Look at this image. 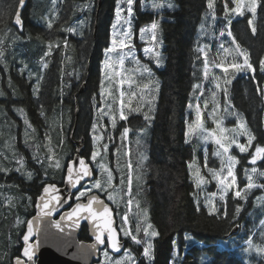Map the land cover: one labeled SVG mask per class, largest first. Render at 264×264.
<instances>
[{
    "label": "trees",
    "instance_id": "obj_1",
    "mask_svg": "<svg viewBox=\"0 0 264 264\" xmlns=\"http://www.w3.org/2000/svg\"><path fill=\"white\" fill-rule=\"evenodd\" d=\"M95 1L97 4L98 0ZM14 2L15 0H0V15L3 14L9 4H14ZM83 2L84 0L61 1L60 8L58 7L56 15L52 17L54 20L56 17L54 26L48 32L35 24V20H42V17L40 14H37L34 18L31 15L33 0H29L28 6L23 13L24 32H18L12 18L6 17L4 22L0 23V36L4 35V29H11L7 33L8 38L6 41L12 40L13 35L21 37L32 36L30 41L20 39V41H24L23 54L28 58L33 56L34 46L39 51L34 53V56H44V52L47 50L45 41L50 40V38L61 41L67 38L69 43H75L76 45V47L74 46L73 58L69 61H67L66 55L68 52L65 53V49L54 47L51 55L53 59L52 66L45 73L41 88L35 95L31 91H33L36 75H33V79L29 81L26 72L23 75L15 73L19 69L14 65L9 73L13 78V85L9 81V74L6 72L7 69H10V57H5L4 61H0V76L3 78L2 88L6 99L0 101V104H2V107H0V125L2 124L12 130L13 126L11 124L13 122L11 118L16 111V107L13 105L25 103L24 105L27 106L35 123L41 121L40 112L41 109L43 110L44 118H46L50 128L48 131L60 132L57 127L58 119L62 115L70 124V126L68 125V135L72 132L76 121L79 126H84L85 131L87 130L89 119L82 113L79 118H75L76 103L73 98L74 93L70 92L71 90L68 91L67 86H72L75 90H79L86 79L87 73H89L88 93L96 90L100 85L102 61L104 52L111 43V25L115 20L114 8L117 0H105L99 14H97V8L93 12H88V17L92 20L91 28L87 30L84 38L79 40L73 35L60 31V28L72 26L81 17V12H77L75 9L77 5H82ZM141 2L150 5L152 0H137L133 42L138 48H141L142 45L138 38L139 29L150 23L156 15L150 7L143 10L140 9L139 5ZM176 2L178 9L174 12L164 11L167 17H164L162 21V39L165 43L166 67L159 74L164 90L160 115L154 126L150 147L149 169L151 175L149 181L151 189L148 191V199L151 205L152 220L160 232V237L154 245V264H171L172 259H174L172 242L176 237H179L182 264H202V262L203 264H213V262L214 264H259L257 262L254 263L253 259L250 261L246 260L247 258L243 254V249L245 248L239 249L235 245H229V243H227L225 248L218 246L220 243H225L224 237L228 235L231 227L238 222L236 221L235 224L229 223L233 215L232 210L228 211V220H218L208 215L207 210L204 208L198 207L199 205L196 202L198 199L197 189L193 183L190 169L187 166V162L190 161L193 155L191 143L185 142L187 139L188 120H191V117L188 116L187 106L191 102H193V105L195 104L194 85L200 83L203 79V56L199 54L200 59H196L198 55L196 48L208 44L210 46L209 60L212 61V50L219 43L217 36L220 29L224 28L226 24L223 19L222 4L220 0H217L216 21L214 24L212 22L211 25L215 31L214 37L205 38L204 34L201 33L200 26L204 22V16L207 12V0H176ZM248 18H250V14H246L243 18L234 17L231 30L236 42L249 53L251 62L256 68V79H252L251 76L250 80H246L242 74H238L230 86L231 101H234L236 112L245 118L252 133L258 136V143L263 146L264 98L257 91L256 84L258 82L262 83L263 78V74L259 70V62L264 59V0H261V7L257 9V18L254 21V25L257 28L255 34L251 33V27L247 24ZM209 20L211 21V19ZM207 24L208 22L205 23V26ZM95 25L98 27L96 36L94 34ZM237 25L243 28V33L237 28ZM197 41H199V45ZM93 46L95 47L94 50ZM5 61L7 67H5ZM66 63L68 64L67 67H65ZM66 84L67 86L64 87ZM246 92L250 93L251 102L246 100ZM198 94L197 92L196 95ZM65 97L66 102L62 103V98L65 99ZM5 102L13 108H8V106L3 104ZM253 116L255 121L252 120ZM67 139L70 148L74 150L70 136H67ZM11 144L15 147L14 141ZM73 150L70 152L71 157ZM247 157L244 156L242 158L244 161L238 166L240 176L244 173ZM123 161L125 162L126 160L123 158ZM125 179H127L126 175ZM53 183L56 182L53 180ZM243 183L244 181H242ZM122 191L124 196H126V184L122 187ZM261 192L258 190L254 193L259 195ZM107 195V193H104L103 197L106 198ZM232 197L233 195L231 194L229 198ZM234 204L236 205L238 202H234ZM0 205H2L1 199ZM4 211L0 207V216L2 217L0 218V252H3L6 247H10L12 252L13 243L8 245L9 238L7 233L9 224L5 221ZM8 219L10 220L11 218L8 217ZM246 220H248L247 230L251 231L252 229H257V224L261 221V217L256 216L252 212L246 215ZM245 229L240 234L241 242L249 239L248 235H244ZM186 235L194 237L195 242L190 247L185 240Z\"/></svg>",
    "mask_w": 264,
    "mask_h": 264
},
{
    "label": "snow or ice",
    "instance_id": "obj_2",
    "mask_svg": "<svg viewBox=\"0 0 264 264\" xmlns=\"http://www.w3.org/2000/svg\"><path fill=\"white\" fill-rule=\"evenodd\" d=\"M223 9V19L226 21L223 30L219 31L220 37H232V45L234 47H226L224 42L219 44V49L223 51V56L216 62L213 59L211 62L209 60V50L210 46L205 44L203 47H197L196 52L198 53L196 59H200V55L203 56V79L200 83L194 85L193 93L195 104H189L187 107L192 110L194 109L195 118L192 122L188 124L186 135L190 138L197 131L199 136L197 137L204 144L209 142L216 146L214 156L219 159V170L215 168H208V172L211 179L217 184V191L213 192L211 195L215 197L219 193V200L222 202L221 207L224 208L220 211L216 204L212 202L211 199L206 198L205 207L208 208V215L215 217L218 220H228V212L226 209L227 197L231 192L234 199L246 202L249 195H251L253 190L264 189V183L258 182L254 179V176L264 178V171L258 170L255 165L257 161H264V146L256 141V136L248 129L243 117L234 111H229L232 107L231 102L228 101L227 106L224 108V112L228 116H235L238 124L232 128L223 127V119H216V114L220 110V102L216 99L220 92L224 93L225 99L228 98L229 88L238 74L241 73H252V79L255 80L256 68L253 66L250 55L246 49H242L241 45L236 42L233 36L231 25L234 17H245L246 14H250V18L247 19V24L251 27V33L255 34L257 31L254 21L257 18V9L261 7V0H220ZM216 3L217 0H207V12L204 16V22L201 23V33L204 35H211L207 29H205V23L209 19L213 22L216 21ZM25 0H15L14 4H9L4 10L3 14L0 15V23H3L5 18H12L14 25L17 27L18 32L23 31V21L20 15V10L23 9ZM52 7L55 10L56 0H52ZM93 7L91 0L83 5H77V12L90 11ZM140 9L151 8L152 12L155 13L153 20L145 26L139 29L138 38L141 42L146 44L143 47V55L147 57L150 61L155 64V67H164V58L160 49L163 46L162 39V21L164 11H175L176 5L173 0H152L151 4H146L141 2L139 5ZM137 10V0H117L114 8V18L115 23L111 25V43L112 46L106 50L104 59V75L103 79L99 85V95L101 97L104 107L97 109L99 117L107 116L111 122V128L116 129L119 121H128L129 115L132 114H142L143 120L146 122L145 127L151 125V122L155 119L154 106L156 104L157 96L159 92V80L156 78L152 67L146 63L142 64L137 58L135 45L133 44L134 39V21L136 19ZM46 19L47 29H52L55 20L52 18L51 13ZM85 21H80L74 26L61 27L60 31H64L69 35L82 36L83 27ZM4 35L0 36V61H4L5 58V48L3 47L5 40L8 38L7 33L11 29H4ZM22 39L19 35H13L12 41ZM199 45V41H197ZM55 48L67 49L70 47L67 38L61 40H53L50 38L46 45V51L44 52V57L52 55ZM123 49H128L124 52ZM231 56V60L227 57ZM67 59H71L68 57ZM125 60H130L136 67L132 69V72L137 73L142 79L137 82L134 77L129 74L127 77L123 75L126 71L124 69ZM42 69H47L49 67V62L42 58L39 62ZM5 67H7L5 61ZM27 65L21 68V75L24 74ZM219 68L223 75L215 74L212 69ZM259 70L264 74V60L259 62ZM33 72L29 71L27 79L31 81L33 79ZM195 75V73H194ZM36 83L33 87V94H37L41 88V81L43 80V75L36 74ZM211 80L213 85V90L211 91V102L214 107L210 115L213 117V122L216 124V129L209 131L204 126L203 109H208L209 100L205 98L204 101L200 100L205 94L204 83ZM125 84L128 88L125 89ZM133 85L139 91L133 90ZM257 91L260 93L261 97L264 98V83L256 84ZM199 93L196 95V93ZM0 95H3L0 92ZM137 97L139 99L137 100ZM109 100L111 103H109ZM133 101H137L133 104ZM145 107L147 110H145ZM21 115H23V110H19ZM41 116H44V112L41 109ZM24 124L27 127H31L28 121L25 120ZM99 127L97 124H93L91 128L92 141L96 145L94 151L90 154V160L95 162V173L93 168L86 163L84 158L79 155L74 157L69 166L66 169L67 173V183L70 188L75 189L82 180L87 178L88 186L79 191L78 195H75V206L70 211H65L59 220H50V218L63 207L61 203V197L59 195H52V192H59L60 189L52 183H48L46 187L43 188V195L39 196L40 203L36 205L39 209V214L33 218V220H21L18 216L14 218V223L19 227L23 224L26 227V233L20 237L22 241V249L18 254H13L10 247H6L3 252H0V264H37L38 251L42 246L43 240L41 239V230L37 226L38 223L45 221L46 219L50 221V227H54L59 232H65V228H78L82 221H86L92 226V232L95 236L96 244L90 245V249L93 253L97 251V245H104L106 243L105 236L107 237L108 247L112 250L113 255L109 254V251H103V257L105 264H154L155 261V251L153 240L159 237L160 233L157 231L155 226L148 221L147 213H144L143 219L136 224L135 234L127 227L129 217L128 215L121 216V221L118 225L114 227L116 223L113 219L112 208L102 199L99 195H88L87 201L82 202L89 192L97 190L98 192L108 193L107 200L117 203L114 200L112 193L108 192L109 189L113 188V181L115 179L113 170L110 169L106 163L97 162V157H101L103 160V154H107L109 149V143L100 142L105 139L103 135L99 134ZM130 128L128 126H123L122 131L118 138H114L111 133L108 135L107 140L111 143H116L113 149V158L117 169H120V161L123 157L130 155V152L125 144V141L129 137ZM143 135V133L141 134ZM245 137L246 143H240L238 137ZM25 143L28 142L27 129L25 130ZM186 143H190V139H186ZM63 140L58 141V144H62ZM137 149L140 148L142 141L138 137L135 141ZM233 146L238 149L239 153H248L252 151V155L249 159V163L254 165L250 170L244 169V176L246 178V183L244 187L241 188L238 183V177L236 174V166L239 164V160L233 154H231V149ZM49 159L51 156L55 155L52 147H48ZM205 168L208 167L207 158L208 152L205 148ZM140 155V167H143V160L146 159L142 153ZM33 159L40 164H44L45 161L39 155L34 154ZM17 163L20 167L14 170L18 173L26 175L28 180H31L33 173L22 172L24 167V162L22 159H18ZM188 168L192 170L193 179L195 182L196 189H201L202 185L208 184L210 181L200 174L199 167L194 166V163H189ZM49 167L56 169L61 168V161L57 158L54 163L49 164ZM124 167L128 169V172L122 174L120 177V185L123 187L127 185L126 195L132 196V168L133 164L131 161H125ZM9 169L4 166H0V173L7 175ZM46 171V170H45ZM94 174L98 177L95 180L91 178ZM125 175L127 179H125ZM137 180H141L142 176L140 173L137 174ZM5 184H0V189H4ZM115 190V189H114ZM138 194V193H137ZM71 197V193H69ZM4 201L8 205V211L14 212L19 204L14 202L11 197H4ZM31 202V197L28 198L27 203ZM128 205L132 204V200L127 201ZM27 206V204H25ZM2 207V205H0ZM199 207V206H198ZM243 210V204H236L234 206V211L230 224H235L239 219V214ZM261 214L264 215V207H261ZM261 232L264 235V219L260 221ZM239 227L240 225H236ZM117 228L120 229L118 233ZM124 237H130L133 244L139 246L142 251L139 257L133 256L131 251H124L122 253L123 258H113L116 253H121L125 245L120 239V234ZM142 233V237L141 234ZM70 235V233H69ZM33 236L37 239L33 241ZM139 237V238H138ZM191 237H185V240H190ZM249 248L246 250L251 254L253 251L261 257H264V247H255L252 245V241H247ZM12 241L9 238L8 245H11ZM171 264H182V258L178 250L174 249ZM203 264V262H202ZM214 264V262H213Z\"/></svg>",
    "mask_w": 264,
    "mask_h": 264
},
{
    "label": "flooded vegetation",
    "instance_id": "obj_3",
    "mask_svg": "<svg viewBox=\"0 0 264 264\" xmlns=\"http://www.w3.org/2000/svg\"><path fill=\"white\" fill-rule=\"evenodd\" d=\"M94 2H96V1L94 0ZM94 8H97V14H99L100 10L98 9V2H97V4L95 3ZM93 11H94V9L92 10V12ZM163 14H165V12H163L162 15ZM24 30H25V26H24V22H23V31L22 32H24ZM97 31H98V27L95 25V27H94L95 36L97 34ZM27 36L28 35L23 36L22 39L26 40ZM81 39H83V37H81ZM81 39H79V40H81ZM136 47H138V46H136ZM138 50H140V49L138 48ZM142 57H144V56H142ZM67 66H68V64L66 63L65 67H67ZM154 69L160 78L159 73L163 70L159 71V69H157V67H155ZM241 74L243 75V77L246 80H250L251 76L253 75L252 73H247V74L241 73ZM248 76H249V79H247ZM255 79H256V77H255ZM160 80H161V78H160ZM88 81H89V73H87L86 79H85V81H83L79 90H75L72 86L68 87L67 84L64 85V87L67 86L68 91L71 90L70 92L74 93L73 98L75 99V103H76L75 118L76 119L79 118L80 114L82 113L84 116H87V118L89 119V124H88V128L86 131L84 130V126L83 125L79 126L78 122L76 121L72 132H70V135H68V136H70V138L72 140L74 150L71 149V150H73V154H72V157H71V154L69 155V160H68L66 169H67L70 161L74 158L77 149L83 145L86 146V150H85L83 156L88 159V162L91 163V165L95 169V164L90 160V154L96 148V145L92 141V135L93 134L91 132V128H92L93 124H97L98 126H100L99 127V134L103 135L105 137V139L103 141H101L100 143L101 144L109 143V149H108L107 154L102 153L103 161L104 162L107 161V164H109V166H110L109 168L113 170V174L115 177L114 182H113V189H115V190L119 189L121 191L120 194L122 197L121 202L118 204L113 203L112 201H108V200H107V202L109 204H111V206L113 207V210L115 212V219H116L117 225L121 221V216L126 214L129 217L127 227H129V229L133 232V234H135L136 224L139 223L143 219L144 213H147L148 221L151 222L155 226V224L152 220V216H151L150 201H149V208L145 207V201L149 200L148 199V191L151 189V185H150V181H149L151 173H150V169L148 170V173L144 172V170L148 169V167H149L150 156H151L150 147H151V141L153 138V130H154V126L156 125V123L159 119L160 110H161V106H162L161 100H162V94H163V90H164L162 80H161V90H160V93L158 96L159 100L157 102V105L154 106L155 119L151 122V125L146 128L145 127L146 122L143 120L142 114H132V115H129L128 121H119L116 129L111 128V122L107 116L99 117L97 109L100 107H104V104L100 101L99 86L96 90H92L88 93V91H87ZM84 84L86 85V89L83 93H81V89H82ZM31 92L33 93V91H31ZM61 102L65 103L66 97H65V99L62 98ZM3 104L6 105L7 102H5ZM24 104L25 103H22V104L16 103L13 105L16 107V111L11 118L12 122H13L11 125L13 126V128H12L13 133H14V140L13 141L15 143V147H16L15 150H16L17 157H18V159H22L24 162V167L22 169V172L30 171L33 173V177L31 180H28L26 178V175H23L21 173L16 172L14 169L17 167H20V164H18L17 162H16V164L12 165L13 168L11 171L8 172L7 175H4V173H0L1 174L0 183L6 185V187L4 189H0L1 190L0 199H1V203H2V208L5 210L4 211V218L5 219H7L8 217H12L16 213H18L17 211H19V209L28 208V209H30V213L28 215L27 220H30L36 214V202H37L39 196L42 195L43 188L46 187L48 183L56 184L60 187H63L64 182H65V177H66V169H65L64 174H63V178L60 181L54 180L56 183H53V179H51L48 176L49 171L48 170L45 171V169H44L45 166L39 165V163H37L33 159L34 154H37L40 157H43V159H46L49 156L48 147H51V145L47 141V136L49 135L48 130H50V128H49V126L46 122V118H44V116L40 117L41 118L40 122L35 123L30 116V113L28 111L27 106ZM7 106H8V108H11V109L13 108L10 106V104L9 105L7 104ZM20 109L23 110V115H21V113L19 111ZM77 110H78V116H76ZM145 110H147L146 107H145ZM25 120H27L28 124L31 125L30 128L24 124ZM123 126H128L130 128L129 137L125 141V144H126L128 150L130 152V155H129V157H123V158L127 161H131L133 164V168L131 170L132 171V180H133L132 196L131 197H129L128 195L124 196L123 191H122V186L120 185V177L122 174H125V169H127L124 167L125 162L123 161V158H122L120 161V169H117L114 158H113V149L115 148L116 143H118L119 141H118V139H116V143H111L107 140V137L110 133L114 138H118L120 132L122 131ZM70 128L72 129V127H70ZM26 129H27V135H28V142L27 143H25V141H24ZM149 129L151 130V133H150L151 136L149 139H147V137H145V135L147 134ZM84 131L86 132V135H85ZM142 133H143V135H141ZM255 136L257 139L254 142V145L256 143H258V140H259L258 136L257 135H255ZM33 137L35 139H33ZM138 137L142 141V144H141L139 149H137V145L135 143V141ZM263 139H264V137H263ZM36 140H38V142H39V145H40L39 147L36 146V143H37ZM147 142H149L148 151L146 150ZM190 143H191V147L193 148V152H192L193 155H192V158L190 159V161L187 162L188 164L192 163L196 157V154H198L196 147L194 146L196 144L192 143V142H190ZM199 143L202 146H204V148H206V146L208 145V144L203 145L201 142H199ZM192 144H194V145H192ZM147 152H148V154H147ZM140 153H142L144 156H146V159L143 160V167L142 168L140 167V155H139ZM246 156H248L246 158V160H247L250 157L249 152ZM44 161H45L44 164L46 165V160H44ZM200 161L203 163V160H198L195 163V166L199 167V169L202 170V168L199 164ZM245 167H246V165H245ZM127 172H128V169L126 170V173ZM138 173H140L142 176V179L139 181L136 178ZM240 177H242V176H240ZM97 178L98 177L96 176V179ZM244 182H246V181H244ZM241 184H240L241 188L244 187V185H243L244 183L242 185ZM87 186H88V184H86L82 190H84ZM216 186H217V184H215V183L212 184V188L209 191V193H210L209 196L211 198H214L213 203L216 204L217 208H219L221 211H223L224 208L221 207L222 202L219 200V197H217V195L219 196V194L217 193V195L215 197H212V195H211L213 192L217 191ZM205 192L207 193L208 189H206ZM78 193L76 195H78ZM196 194H197V192H196ZM231 194H232L231 192L228 194L226 209H227V212L229 210H232V213H233L234 206H235L234 202H238V204H243V210L240 212L239 219L237 220V222H238L237 224L240 226L238 227L239 228L238 231L234 233V229L237 227L236 226L237 224L233 225L231 227V229L229 230L228 235H226L224 237L225 243L224 244L220 243V244H218V246H223V248H225L227 243H229V245H235L237 248L240 249V248H244L246 246L247 241H249L250 239L252 240V238L254 237V235L257 231V229H255L254 230L255 232L252 235V234H250V231L247 230L248 220H246V215L248 213H252V212L255 213L256 206L260 202L259 197H258L260 194L257 195L254 193V196H253V193H252L251 195L248 196L246 202L236 200V199H234V197L229 198ZM207 195H208V193H207ZM255 195H257V196H255ZM8 196L13 198L14 202L19 204V207H17L14 212L8 211V205L4 201V197H8ZM29 197H31V202L27 203ZM106 199H107V197H106ZM129 199L132 200L131 205L127 204V201ZM74 200H75V197H74ZM82 200H86V197L82 198ZM257 200H258V202H256ZM76 202L77 201H75V203ZM197 203L201 209L204 208L208 212V208L205 207V201L200 200L198 198ZM25 204H27V206H25ZM68 210L69 209L64 210L62 212V214ZM256 216H257V214H256ZM155 228H156V226H155ZM243 229H245L244 235H248L249 239L247 241L243 240L241 242L240 234L242 233ZM117 231L119 233L120 229L117 228ZM157 231H159V230L157 229ZM25 233H26V227L24 226V228L20 234L16 235L15 237L13 236V239H12V241H13L12 253L13 254H18L21 251L22 241H20V237H22ZM140 235L142 237V233ZM159 237H160V235H159ZM159 237H157L153 240L154 245H155L156 240ZM120 239L122 240V242L125 245L123 252L124 251H131L133 256L139 257V254L142 251V249L139 246H136L135 244H133L130 237H124L123 234L121 233ZM105 241H106V243L99 250L97 258L93 259L92 264H105V260L103 257V251H109V254L113 255L112 250L108 247L106 236H105ZM177 241H179V237H176L175 240L172 242L173 251H174V249H176V242ZM78 242H80V243L85 242L87 244H93L95 242L91 238L90 229H89V226L87 224H83L81 226V230H80V233L78 236ZM238 243H239V245H238ZM122 253L121 254H115L113 256V258L114 259L115 258L122 259L123 258Z\"/></svg>",
    "mask_w": 264,
    "mask_h": 264
},
{
    "label": "rangeland",
    "instance_id": "obj_4",
    "mask_svg": "<svg viewBox=\"0 0 264 264\" xmlns=\"http://www.w3.org/2000/svg\"><path fill=\"white\" fill-rule=\"evenodd\" d=\"M61 1H64V0H56V7H55V10H53L52 0H33V7H32V11H31V15L33 16V18H34V16H37V14H40L41 17H42V20H35L34 19L35 22H36L35 24L38 27L43 28V30L46 31V32L51 31V29H47V27H46V19L45 18L49 16V13H51L52 17L56 15V12L58 11V7L60 8ZM87 2H88V0H84L82 5L87 3ZM91 2L93 4V7H92V9L90 11L95 9L94 8V5H95L94 0H91ZM173 3L176 5V9H175V11H176L178 9V4H177L176 0H173ZM171 12H174V11H171ZM88 14H89L88 11L81 12V17L78 18V20H76L72 24V26H74L75 24L79 23L80 21H85V25H84V27L82 29L83 35L82 36H76V35L72 34L74 37L79 38V39H81V37L84 38L87 30L91 28L92 20L90 19V17H88ZM163 17H167V16L165 14H163ZM236 18H238V17H236ZM239 18H243V17H239ZM55 21H56V17H55ZM113 23H115V20H114ZM211 25H212V21L209 20L208 24L205 26V29H207L208 32L211 33V35H204L205 38L214 37V34H215L214 32L215 31H214V29L212 28ZM53 26H54V24H53ZM237 28L239 30H241L242 33H243V28L240 25H237ZM223 29L224 28H222L220 30H223ZM20 33H22V32H20ZM111 34H112V29H111ZM31 38H32L31 35L27 36V40L30 41ZM217 38L219 39V43L212 50V53H211L212 60L215 59L216 62H218L221 59L220 56H223V51L219 49V44L221 42H224L226 47H234V45H232V37H227V36L220 37L218 35ZM45 42L48 43L49 39L47 41H45ZM139 42L142 44L141 48H139L140 50H138V47H136V45L133 43L135 45V51H136L137 58L141 61L142 64L146 63V64L150 65L152 67L154 73H155L156 78L159 80V92L156 94L157 99H156V104H155V105H157V102L159 100L158 96H159V93H160V90H161V80L159 78V75L157 74V72L154 69L155 68V64L152 61H150L147 57H145L143 55V47H146L147 45L144 44L143 42H141L140 40H139ZM23 44H24V41H20V40L15 41V43H13L12 40L6 41V43H4L3 47L5 48V57L9 56L10 59H11V63L9 64V68L10 69H7V71H6L7 74L10 73V70L13 69L12 66H14V65L19 69V70H17L18 72L17 71L15 72L16 74L20 73V70H21V68L24 67V65H27V68L25 69L24 73L26 72L28 74V72L31 71V72H33L34 75H36V74L43 75V79H44L45 73L52 66L53 59H52L51 55L48 56V57H44V56L38 57L36 55L34 56V53H38L39 52L37 50L38 48H36V46H34V50L32 52L33 56L28 58L26 55L23 54ZM69 44H70V47L65 49V53L68 52L66 57L67 58L68 57L73 58L74 46L76 47V45H75V43H69ZM111 46H112V43H110L109 47H111ZM94 49H95V47L93 46V50ZM106 50L104 52V58H103V61H102V68H101L102 77H101V80L103 79V75H104L103 70H104V59H105ZM123 51L127 52L128 49H123ZM160 51H161L162 56L164 58V67L157 68V69H159V71L164 70L165 67H166V55H165V43H164V40H163V46L160 49ZM142 56H144V57H142ZM42 58L46 59L49 62V67L47 69H42L40 67V65H39V62L41 61ZM227 59L231 60V56L227 57ZM67 61H69V59H67ZM135 67L136 66L130 60H125L124 69L126 71L123 73V75L125 77H127L129 74H131L134 77V79L137 82H139L142 78L137 73L132 72V69L135 68ZM212 71L215 74H217V75H221V76L223 75V73L220 71L219 68H213ZM217 71H218V73H217ZM9 77H10L9 81L11 82V84L14 85L13 78L10 76V74H9ZM247 79H249V76L247 77ZM2 81H3V78L0 76V92L3 93V95H0V101L2 99H5L4 90L2 88ZM34 82L36 83V80H34ZM35 83H33V87H34ZM42 83H43V80L41 81V85H42ZM262 83H264V74H263V78H262ZM230 86H228L229 93H228L227 100L225 99V96H224L223 92H220V95L216 97V99L220 102V110L216 114V119L217 120L223 119V125L222 126L226 127V128H232V127L237 126V124H238V121H237L235 116H228L224 112V108L227 106L228 101H230L231 105H232V107L229 108V111L236 112V109H235L236 105L234 104V101H231L232 96H231ZM127 88H128V86H127V84H125V89H127ZM204 88L205 89L207 88V90H205V92L207 91V93H205L203 97H200V100L204 101L205 98H208V100H209L208 109L204 110L203 109V105H201L202 111H203L204 126L209 131L217 130L216 129V124L213 122V117L210 115V113L212 112L213 107H214L213 103L211 102V91L213 90V85H212L211 80L207 81L204 84ZM133 90L139 91V89H137L135 87V85H133ZM245 98H246V100H248V102L249 101L251 102V95H250L249 92H246ZM138 99H139V97H137V100ZM100 101L102 102L101 97H100ZM136 102L137 101H133V104L135 105ZM109 103H111L110 100H109ZM190 104H193V102H191ZM248 105H249V103H248ZM6 106H7V104H6ZM0 107H2V104H0ZM188 116L191 117V120H188V124H189L195 118L194 109L190 110L188 108ZM205 116H207V117H205ZM64 119L65 118H64L63 115H62V117H60L58 119L59 121H58L57 129L60 132H51V131H49V135L47 136V141L51 145V147L53 148L55 155L51 156V159H49V156L46 159H44V160H46V165L45 164H43V165L45 166L44 169L49 171L48 172V176L51 179L55 180V181H57V180L60 181L63 178V174H64V171L66 169V166H67V163H68V160H69V155H70V152H71L70 144H69L68 139H67V136H68V133H67L68 132V125L70 126V124L68 123V121H66V119L65 120ZM243 119H244V122H245L246 126L251 131V128H250L248 122L245 120L244 117H243ZM252 120L255 121L254 116L252 117ZM188 124H187V128H188ZM150 133H151V130L149 129L147 134L145 135V137H147V139L150 138V136H151ZM198 136H199V132L198 131L196 133H194L190 138L187 136V139H190V141L192 143L196 144V145H194V144H192V145H194L196 147V150H197V153H198V154H196V157H195V159H194V161L192 163H194V166H195V163L198 160H203V163L201 161L199 163L201 168H202V170H200V174L201 175L203 174L202 176H204L210 182L208 184H206V185H202L201 189H197V198H199L200 200H203V201H205L206 198H209V199L212 200V202H214V198H211L209 196L210 195L209 191L212 188V184L213 183L216 184V182L215 181L213 182V180L211 179V176H210V174L208 172V168H215V169L219 170V159L214 156V152L216 150V146L213 143H211V142H209L208 145L206 146V149H207V152H208V158H207L208 167L205 168V166H204V164H205V153H204L205 148L199 142H201L203 145H204V143L197 138ZM33 139H35V138L33 137ZM61 139L63 140V143L62 144H58V141H60ZM238 139H239L240 143H246V138L245 137L241 136V137H238ZM13 140H14L13 131L11 129H8L6 126H3L1 124L0 125V166L7 167L9 169H12L13 168L12 165L16 164V162L18 160L15 147H13V145L11 144ZM36 146H38V147L40 146L38 141L36 143ZM148 147H149V142H147V146H146V150L147 151H148ZM147 154H148V152H147ZM231 154H233V155H235L237 157V159L239 160V164H240L242 161H244L242 158L244 156H246L248 153H239L238 149H236L233 146V148L231 149ZM249 155L251 157V155H252V151L251 150L249 151ZM127 157H129V156H127ZM250 157L245 161L246 167H244V169H249L250 170L252 167H254V165H251L248 162ZM41 158H43V157H41ZM57 158H59L60 161H61V168L56 169V168H53V167H49V164L54 163V161ZM97 162H104V161L101 160V157L98 156L97 157ZM93 163L95 164V162H93ZM104 163L107 164V161L104 162ZM239 164L236 166L235 171H236V174H237V177H238V183L241 184L242 181H246V178L244 176V173H243L242 177L239 178L240 177V175L238 173ZM39 165H42V164L39 163ZM107 166L110 167L109 164H107ZM255 167H257L258 170H260V171H264V161H257V164L255 165ZM148 170H149V167H148V169L144 170V172L148 173ZM190 172H191L193 183L195 184L194 179H193L192 170H190ZM150 173H151V171H150ZM254 179L259 181V182H261V183H264V178H261V177H258V176H254ZM245 183L246 182H244L243 185H245ZM217 187L218 186H216V190H217ZM112 189L113 188L109 189L108 192L112 193L114 200H116V201H118V203H120L121 199H122L121 194H120L121 191L119 189L118 190H114V189L112 190ZM206 189H208V192H207L208 195L205 192ZM257 190L262 191V192H261L260 197H259L260 202L256 206L255 214H257L258 217H261V220H262V219H264V215L261 214V207H264V189H256V190H253L252 193L256 192ZM94 191L98 192L97 190H93L92 192H94ZM92 192H89L87 195H89ZM99 193L104 194L105 192H99ZM8 197H10V196H8ZM217 197H219V196L217 195ZM196 202H197V200H196ZM256 202H258V200ZM145 207L149 208V200L145 201ZM17 212L18 213H16L12 217H10L11 218L10 220L8 218L5 219V221H7V223L9 224V231H8L7 234H8V238H10L11 241L13 239V236L15 237L16 235L20 234L22 232L23 228H24L23 224H21L18 227L14 223V218L16 216H18L22 221L23 220H27L28 215L30 213V209L23 208V209H19V211H17ZM0 218H2V217L0 216ZM261 227L262 226H261V224L259 222V224H257V231H256V233L254 235V238L252 240L250 239V241H252V245L257 247V248L264 247V235H262ZM254 232H255L254 229H252L250 231V234L253 235ZM186 236L187 237H191L190 240H186L187 245H189V247H190V246H192L193 242H195L194 237H192L191 235H186ZM12 243H13V241H12ZM245 247H244L245 249H243V254L247 258L246 260L250 261L251 259H253L255 261L254 263L257 262L259 264H264V257H261V256L257 255L255 253V251H253L251 254H249V252L246 251L249 248L248 243H246ZM176 250H178L179 253H180V242L179 241L176 242Z\"/></svg>",
    "mask_w": 264,
    "mask_h": 264
},
{
    "label": "water",
    "instance_id": "obj_5",
    "mask_svg": "<svg viewBox=\"0 0 264 264\" xmlns=\"http://www.w3.org/2000/svg\"><path fill=\"white\" fill-rule=\"evenodd\" d=\"M105 0H99L98 1V9L100 10L101 7L103 6ZM29 0H25V4L23 9L20 10V15L21 18L23 16L24 11L26 10L28 6ZM86 89V85L84 84L81 93H83ZM76 116H78V110L76 111ZM86 150V146H80L76 153L75 156L79 155L81 158H84L86 163H88L92 168L93 166L88 162V159L84 157V152ZM71 162V161H70ZM70 164V163H69ZM68 164V166H69ZM94 170V168H93ZM95 173V170H94ZM96 175L91 178L92 180H95ZM87 178L85 180H82L80 184L77 185L75 189L70 188V186L67 183V173L65 177V182L64 186L60 187L56 184V188L60 189V191L57 192H52L50 189V193L52 195H59L61 199V203L63 204V207L60 209V211H57L51 218L50 220H59L62 212L66 209H69L70 211L74 206H75V200L74 197L75 195L83 189V187L87 184ZM69 193H71V197L69 196ZM44 193H42L43 195ZM90 195H99L102 199L105 200V202L112 208L113 211V219L116 222L115 219V212L113 210V207L107 202L105 198H103L100 194L98 193H92ZM86 200H82V202H86ZM39 198L36 202V205L39 204ZM39 214V209L36 208V214L37 216ZM33 216L30 220H33L35 217ZM83 224H87L90 229L91 233V238L95 241L93 244H96L95 236L92 232V226L86 221H82L80 226L78 228L72 229V228H65V232L61 233L54 227H50V221L45 220L43 222H40L37 224V226L41 230V239L43 240L42 246L38 251L37 255V264H92L93 259L97 258L99 250L104 246V245H97V251L93 253L90 249V245L93 244H87L85 242H78V236L81 230V226ZM117 225V223L114 224V227ZM238 227L234 229V233L238 231ZM70 233V235H69ZM33 241L37 239L36 236H33ZM123 252V249H122ZM121 252V253H122ZM121 253H116V254H121ZM78 257V258H77Z\"/></svg>",
    "mask_w": 264,
    "mask_h": 264
},
{
    "label": "bare ground",
    "instance_id": "obj_6",
    "mask_svg": "<svg viewBox=\"0 0 264 264\" xmlns=\"http://www.w3.org/2000/svg\"><path fill=\"white\" fill-rule=\"evenodd\" d=\"M89 12V11H88Z\"/></svg>",
    "mask_w": 264,
    "mask_h": 264
}]
</instances>
